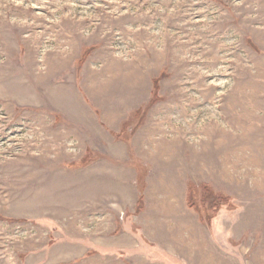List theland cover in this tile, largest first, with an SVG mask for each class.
I'll list each match as a JSON object with an SVG mask.
<instances>
[{"label": "rangeland", "instance_id": "obj_1", "mask_svg": "<svg viewBox=\"0 0 264 264\" xmlns=\"http://www.w3.org/2000/svg\"><path fill=\"white\" fill-rule=\"evenodd\" d=\"M0 264H264V0H0Z\"/></svg>", "mask_w": 264, "mask_h": 264}, {"label": "trees", "instance_id": "obj_2", "mask_svg": "<svg viewBox=\"0 0 264 264\" xmlns=\"http://www.w3.org/2000/svg\"><path fill=\"white\" fill-rule=\"evenodd\" d=\"M158 89H159V78H154L152 81V96L150 99V102L153 103L159 99L158 96ZM203 190L208 194L209 196H213L214 199H212L213 204H217L219 201L224 200L225 198H222L220 194H215L211 189L207 188L206 186H203Z\"/></svg>", "mask_w": 264, "mask_h": 264}]
</instances>
